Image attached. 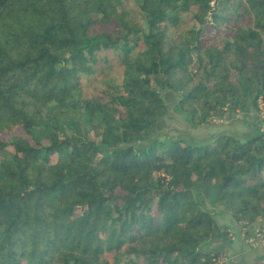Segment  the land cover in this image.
I'll list each match as a JSON object with an SVG mask.
<instances>
[{"label": "trees", "instance_id": "obj_1", "mask_svg": "<svg viewBox=\"0 0 264 264\" xmlns=\"http://www.w3.org/2000/svg\"><path fill=\"white\" fill-rule=\"evenodd\" d=\"M162 90L264 105V0H0V264H221L204 187L264 219V133L154 136Z\"/></svg>", "mask_w": 264, "mask_h": 264}, {"label": "rangeland", "instance_id": "obj_2", "mask_svg": "<svg viewBox=\"0 0 264 264\" xmlns=\"http://www.w3.org/2000/svg\"><path fill=\"white\" fill-rule=\"evenodd\" d=\"M161 97L163 98L165 104L168 106L169 111L164 118H162L158 121V125L156 126V129L154 131V136H158L162 139H166V138L184 139L187 143H190V144L207 143V141L209 142V139H211V137L217 138L219 136V135H216L218 131L215 130L214 127H212L213 126L212 124H209V125H206L203 127H199V128H192L191 124L188 122V120L184 116H180L174 112L175 105L179 101V97H180L179 94L172 92V91H169V90H162ZM259 104H262L261 100H259ZM257 110L258 109H254V112L257 113ZM256 113H255L256 123H258V124L260 123V124L264 125V123H261V121L259 120V114L258 113L256 114ZM237 118H239V117H237ZM225 121H226V119H224V117H223L221 119H213L212 123L213 124L215 123V126L216 125H223L224 123L226 125L228 122H225ZM259 133H264V132H259ZM226 135L233 136V135L228 134V133H226ZM233 137H235V136H233ZM250 137H252V136H250ZM242 142H244V141H242ZM200 191H201V194L204 198L206 208L214 213V219L216 218L215 220H217V224L220 227L223 224L226 225V223H227L226 218H231L233 221H235L229 210H227L223 207H219V206L214 204L213 199L211 197V195H212L211 188L204 187ZM219 213H221V214H219ZM216 214L220 215V217L222 216L223 219H220V217ZM263 223H264V219L259 220L256 223L255 228H253L252 234L249 236L246 234V237L243 238L244 239V245L246 246V249L242 253H240L236 256L230 257V256H227V254L224 255V253H225L224 252L221 255L220 263L221 264H255V262H257V259L259 258L256 256H258L262 253V250H260L258 248H260L264 245L259 246V247L256 246L255 248H252L247 243V240L251 236L252 237L254 236V232H255L256 228H258ZM221 228H223V227H221ZM223 230L226 232L227 235L230 234V230H228L227 228L226 229L223 228ZM253 250H254L253 255H250V256L247 255V254H249V252H251ZM220 251H225V250L223 249ZM215 252H218V251H215ZM246 252H248V253H246Z\"/></svg>", "mask_w": 264, "mask_h": 264}, {"label": "crops", "instance_id": "obj_3", "mask_svg": "<svg viewBox=\"0 0 264 264\" xmlns=\"http://www.w3.org/2000/svg\"><path fill=\"white\" fill-rule=\"evenodd\" d=\"M255 113L256 112H254V109L252 107H250L247 112H235L233 110H228V112L223 116L224 119H226L225 122L228 123L226 125L224 123L223 125H216L212 127H214V129L218 131L216 135H226V133H228L235 136L240 141H245L250 136H254L259 132H264V125L256 123ZM215 139L216 138L211 137L209 141ZM218 216L220 217V215ZM220 219H223L222 216L220 217ZM226 222V225L223 224L221 225V227L230 230V234L228 235L223 230V228H221L217 224V220H215V237L210 248L215 251L224 249V255L227 254V256L232 257L242 253L246 249L243 238L246 237V232L248 231H250V233L247 234L248 236L252 234L253 228H255L256 224L248 227L246 231V229L242 227V225L237 224L231 218H226ZM258 249L262 250V253L256 256L259 258L257 259V262H255V264H264V246ZM253 253L254 250L249 252V254L247 255L250 256L253 255Z\"/></svg>", "mask_w": 264, "mask_h": 264}, {"label": "built area", "instance_id": "obj_4", "mask_svg": "<svg viewBox=\"0 0 264 264\" xmlns=\"http://www.w3.org/2000/svg\"><path fill=\"white\" fill-rule=\"evenodd\" d=\"M261 103V102H260ZM259 120L261 123H264V105L259 104L258 108ZM247 243L252 247L255 248L256 246L264 245V223L256 228L254 232V236L248 238Z\"/></svg>", "mask_w": 264, "mask_h": 264}]
</instances>
